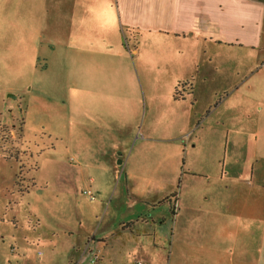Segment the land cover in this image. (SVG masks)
<instances>
[{
    "label": "crops",
    "instance_id": "crops-1",
    "mask_svg": "<svg viewBox=\"0 0 264 264\" xmlns=\"http://www.w3.org/2000/svg\"><path fill=\"white\" fill-rule=\"evenodd\" d=\"M2 38L9 53L39 46L56 60L72 58L73 122L100 124L81 149L107 148V185L93 187L121 220L85 250L95 242L108 251L135 233L161 246V227L171 221V246L201 248L215 264H264V0H0ZM16 117L10 109L0 123L14 126ZM161 117L171 137L154 128ZM141 120L147 126L136 133ZM183 136L177 195H135L134 184L154 177L126 172L119 151L182 145ZM1 165L3 216L17 204V172ZM137 245L153 258L159 252L139 238Z\"/></svg>",
    "mask_w": 264,
    "mask_h": 264
},
{
    "label": "rangeland",
    "instance_id": "rangeland-1",
    "mask_svg": "<svg viewBox=\"0 0 264 264\" xmlns=\"http://www.w3.org/2000/svg\"><path fill=\"white\" fill-rule=\"evenodd\" d=\"M8 44L9 39L0 40V120L5 119L10 109L20 117H16L14 126L0 123V164L10 163L17 172L14 178L17 204L14 211L8 209L0 216V264H71V258L82 264H139L140 261L215 264V257L207 255L205 250L201 255V248L194 251L196 248L192 247V251L186 252L179 240L171 246V221L161 227V246L153 245L152 236L135 233L124 243L116 242L108 251L95 242L85 250V243L91 237L114 229L121 220L115 203H109V197L98 194L93 187V184L107 185L101 168L108 161L107 148L98 145L81 149L88 142L91 129L99 128L100 124L94 119H84L82 124L73 122L72 58L56 60L51 48L39 46L31 55L9 53ZM134 48L130 43L129 49ZM258 78L264 79V71ZM134 126L137 133L143 126L146 128L147 121L141 120ZM153 126L162 137L172 136L168 122L162 117ZM184 137L180 139L182 145H158L154 150L146 145L140 150L119 151L122 156L118 159H125L121 168H126V172L154 177L144 187L134 184L135 195H148L158 201L164 193L175 190L179 170L184 167ZM93 175L97 178L94 183ZM32 177L35 182L31 185ZM149 187L154 188L149 190ZM89 189L94 191L95 199L84 193ZM163 205L164 202H158L161 211ZM138 238L158 250L157 256L153 258L151 253L140 251ZM70 241H76L80 250H74ZM54 245L59 246L58 254L52 256Z\"/></svg>",
    "mask_w": 264,
    "mask_h": 264
},
{
    "label": "built area",
    "instance_id": "built-area-1",
    "mask_svg": "<svg viewBox=\"0 0 264 264\" xmlns=\"http://www.w3.org/2000/svg\"><path fill=\"white\" fill-rule=\"evenodd\" d=\"M84 193L86 195H88L91 199H95L96 198L94 192L91 189L85 190ZM95 258H97V255L95 256ZM93 262H94V260H93ZM139 264H147V263H145L144 261H140Z\"/></svg>",
    "mask_w": 264,
    "mask_h": 264
},
{
    "label": "trees",
    "instance_id": "trees-1",
    "mask_svg": "<svg viewBox=\"0 0 264 264\" xmlns=\"http://www.w3.org/2000/svg\"><path fill=\"white\" fill-rule=\"evenodd\" d=\"M171 195L172 196H176L177 195V191H174ZM167 198H169V196ZM167 198H165V199H167Z\"/></svg>",
    "mask_w": 264,
    "mask_h": 264
},
{
    "label": "water",
    "instance_id": "water-1",
    "mask_svg": "<svg viewBox=\"0 0 264 264\" xmlns=\"http://www.w3.org/2000/svg\"><path fill=\"white\" fill-rule=\"evenodd\" d=\"M9 96H13V97H15V95H13V94H9Z\"/></svg>",
    "mask_w": 264,
    "mask_h": 264
}]
</instances>
